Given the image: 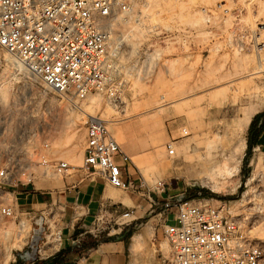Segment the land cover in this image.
I'll return each mask as SVG.
<instances>
[{
    "label": "rangeland",
    "instance_id": "obj_1",
    "mask_svg": "<svg viewBox=\"0 0 264 264\" xmlns=\"http://www.w3.org/2000/svg\"><path fill=\"white\" fill-rule=\"evenodd\" d=\"M216 1L150 0L137 5L117 21L124 81L120 104L114 107L104 96L93 95L79 107L105 119L122 149L129 156L136 154L139 164L133 160V168L144 181L154 186L162 180L176 196L196 202L225 201L250 218L248 234L264 247V148L251 154L247 164L241 158L234 175L226 171L224 159L236 139L232 131L243 110H264V62L259 63L248 50L238 51L236 43H228L231 17L221 19L199 12L200 7H212ZM17 62L0 47V148L23 134L24 144L45 139L47 155L81 165L84 112L70 109ZM27 134L34 137L28 143ZM169 141L175 149L172 157L165 150ZM216 144L225 149L224 158L207 156ZM34 170L39 189L63 177L49 170L40 175L41 167ZM209 174L225 190L213 189ZM251 176L254 179L247 180ZM19 186L0 189V264L17 263L20 258L28 263L47 255L52 243H47L45 234L55 237L59 230L57 210L52 217L46 214L23 224L2 215L5 205L20 210L13 191ZM47 207L46 203L42 210ZM147 237L152 239L153 232L149 230ZM163 240L162 249L171 264L169 244ZM142 241V236L133 240L130 264H154L158 246L151 242L146 249ZM144 251L146 259L138 258Z\"/></svg>",
    "mask_w": 264,
    "mask_h": 264
},
{
    "label": "built area",
    "instance_id": "obj_2",
    "mask_svg": "<svg viewBox=\"0 0 264 264\" xmlns=\"http://www.w3.org/2000/svg\"><path fill=\"white\" fill-rule=\"evenodd\" d=\"M149 1L0 0V47L70 109L80 108L79 104L93 95L104 96L118 107L124 81L120 75L122 44L117 21ZM199 12L221 19L231 17L228 43H236L238 51L248 50L259 63L264 62V0H217L212 7H200ZM106 122L98 116H86L78 166L47 155L45 139L28 145L23 143V134L13 137L12 143L0 148V189L35 185L34 167H41L43 176L47 170L64 175L68 170L81 169L86 177L98 175L112 187L139 190L147 182L140 176L141 181L132 183L130 168L134 163L112 137ZM27 136V143L34 138ZM165 150L167 156L175 155L171 141L165 143ZM153 187L162 193L165 182L157 180ZM148 199L164 210L173 209L172 221L165 214L160 217L171 264H264V247L248 234L246 223L250 218L238 214L225 201L213 204L209 199L196 202L181 196L160 203L150 196ZM46 209L15 210L13 205H5L1 213L23 224L43 219L46 214L52 217L54 209ZM132 215V209L126 210L109 223L98 215L92 233L106 229L107 234H114L132 220Z\"/></svg>",
    "mask_w": 264,
    "mask_h": 264
},
{
    "label": "crops",
    "instance_id": "obj_3",
    "mask_svg": "<svg viewBox=\"0 0 264 264\" xmlns=\"http://www.w3.org/2000/svg\"><path fill=\"white\" fill-rule=\"evenodd\" d=\"M244 142L242 162L247 164L251 154L264 148V110L252 115L245 129ZM130 158L139 164L136 154ZM130 178L133 184L141 181L133 167ZM13 191L20 210L40 211L46 203L57 210L59 235L55 236V241L47 242L52 243L49 246L52 251L47 255L28 263L20 258L17 263L10 264H130L133 240L140 236L146 249L151 242L158 246L154 264H168L162 249L165 235L160 217L165 214L168 221H172L173 209L164 210L160 205H153L148 197L160 203L176 196L173 189L165 187L164 192L159 193L146 183L139 190H122L112 187L98 175L86 177L81 169H72L61 180L49 183L46 189L30 184L20 185ZM130 209L133 210L132 220L116 229L114 234H107L106 229L92 233L96 216L101 215L104 223H109ZM149 230L153 232L152 239L147 237ZM146 256L145 251L138 254L143 260Z\"/></svg>",
    "mask_w": 264,
    "mask_h": 264
},
{
    "label": "bare ground",
    "instance_id": "obj_4",
    "mask_svg": "<svg viewBox=\"0 0 264 264\" xmlns=\"http://www.w3.org/2000/svg\"><path fill=\"white\" fill-rule=\"evenodd\" d=\"M6 56H8V55H6ZM6 58L11 60V61H13L10 57H6ZM16 64L19 67L20 63L18 64V62H17ZM20 68H21V66H20ZM255 111H256L255 107H248L247 109L243 110L241 118L239 120V124L232 131V133L236 137V139L234 141V144L232 145L231 150L228 151V155H227L226 158H224V150L225 149L223 147L218 146L217 144L214 145L215 148L213 150H211V152L209 151L208 153H206L209 158H213L215 156H221L224 159H226L227 162L225 164V167H226L225 169H227L226 171H228L229 175H234L239 169L238 166H239V164L241 162L243 150H244V147H245V142H244V138H242V134L245 131V129H246V127H247V125H248V123H249V121H250V119H251V117H252V115H253V113ZM83 112H84L83 114H84L85 117L90 115V114L86 113V111H83ZM207 178H208L209 182L211 183V187L213 189H217L218 191L221 190V189L225 190V187L223 185H220V187L218 186L219 183H218L216 177H214V176L212 177V175L210 176V174H209ZM253 179L254 178L251 176V177H248L247 180L252 181ZM236 186H235V188H236ZM46 238L48 239V242L55 241V239H56V237H52V234L49 235V233H48V235H46ZM136 238L137 237H135L134 240H136ZM19 241H21V240H19Z\"/></svg>",
    "mask_w": 264,
    "mask_h": 264
}]
</instances>
